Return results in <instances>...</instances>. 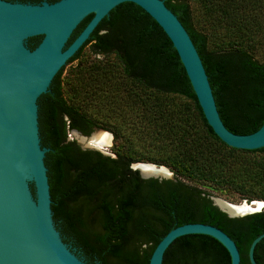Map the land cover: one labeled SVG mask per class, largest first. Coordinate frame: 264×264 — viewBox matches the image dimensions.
<instances>
[{"label": "trees", "instance_id": "trees-1", "mask_svg": "<svg viewBox=\"0 0 264 264\" xmlns=\"http://www.w3.org/2000/svg\"><path fill=\"white\" fill-rule=\"evenodd\" d=\"M163 2L200 56L224 126L241 135L257 131L264 122V61L251 46L260 45L258 35H264V0H197L212 31H223L213 46L195 28L188 0ZM40 40L30 38L29 48ZM86 47L91 61L79 60ZM74 61L67 93L63 66L37 100L52 218L64 243L87 264H148L171 229L204 223L224 231L238 248L240 264H250L248 249L264 233V211L229 218L206 189L228 188L248 201L264 200V147L236 149L215 135L161 27L137 5L122 3L66 64ZM94 130L112 133L114 145L122 141L113 156L68 138L73 131L88 136ZM137 162L164 165L174 178L143 179L130 168ZM253 255L264 264V238ZM162 264H230V256L214 238L193 234L176 239Z\"/></svg>", "mask_w": 264, "mask_h": 264}, {"label": "water", "instance_id": "water-1", "mask_svg": "<svg viewBox=\"0 0 264 264\" xmlns=\"http://www.w3.org/2000/svg\"><path fill=\"white\" fill-rule=\"evenodd\" d=\"M129 2L140 7L164 31L184 67L202 113L215 135L226 145L242 150L264 147V122L251 134H236L223 124L200 56L187 31L163 0H58L40 4L0 0V264H87L64 243L56 229L44 157L47 149L40 145L38 98L48 88L67 61L88 40L99 22L116 6ZM89 15L90 20L68 44L77 26ZM40 36L33 49L28 40ZM111 133L103 130H94ZM82 149L104 154L108 146H91L89 138L77 131ZM110 146V145H109ZM151 163H132L143 179H171L168 176L144 175L139 168ZM212 203L229 218H240L264 211L249 210L232 214L212 198ZM248 202V206L252 201ZM264 203V202H263ZM207 235L228 252L230 264H240L235 242L221 229L204 223H188L167 232L155 246L148 264H162L166 249L186 235ZM257 236L248 249L250 264Z\"/></svg>", "mask_w": 264, "mask_h": 264}, {"label": "rangeland", "instance_id": "rangeland-1", "mask_svg": "<svg viewBox=\"0 0 264 264\" xmlns=\"http://www.w3.org/2000/svg\"><path fill=\"white\" fill-rule=\"evenodd\" d=\"M188 2L190 3V6H191V9H192V17H193V20H194V26L196 29L198 30H202L203 32L207 33L209 35V40H211V45L213 46V41L216 39V38H219L221 35H223V31H220V30H217V33H214L210 27V24H208L207 22H205L204 20V17H205V14H204V11L201 10L200 8V5L199 3L197 2V0H188ZM213 40V41H212ZM257 40H259L261 42L260 45L258 46H251V51L254 55V57L262 62L264 61V35L262 34H259L258 35V38ZM93 55L90 54L89 52V49L88 47H86L83 51H82V54H81V57L79 60L81 61H91L93 59ZM78 61H74L73 63H69V64H65L64 67H63V71H62V75H61V79L63 81V86L65 88V92L67 93V79L71 77V69L73 66L76 65ZM93 134H96L98 133L97 131H93L92 132ZM110 133V132H109ZM112 136H110V143L106 149V155H111L113 156L114 153L112 151V148L115 147V146H118V145H121L122 144V141L118 140L117 139V142H116V145H114V137H113V134L111 133ZM68 138L69 139H74L76 140L77 142H80L79 141V138L76 137L73 133L71 134V137H69L68 135ZM134 149H139V146L137 144H134ZM254 156H257V155H254ZM139 163H149V162H139ZM151 164H154L157 166V168L159 166L161 167H165L171 174H172V177L171 179L174 178V173L173 171L164 166V165H161V164H155V163H151ZM210 194H211V197L212 198H216V199H221V200H224V201H227L231 204H240L242 203L243 201H248L249 199H247L245 196L243 195H240L238 194L236 191L234 190H231V189H228V188H224L222 190H215V189H206ZM254 201H259V202H264V200H257V199H254Z\"/></svg>", "mask_w": 264, "mask_h": 264}, {"label": "bare ground", "instance_id": "bare-ground-1", "mask_svg": "<svg viewBox=\"0 0 264 264\" xmlns=\"http://www.w3.org/2000/svg\"><path fill=\"white\" fill-rule=\"evenodd\" d=\"M89 143L91 146L101 148L103 146H109L110 135L106 132L99 131L96 134H92L89 138ZM144 175H162L168 176V171L164 168L154 167L151 165H142L139 167ZM222 204L225 206L226 210L232 214H242L248 212L249 210H260L264 206L263 202L252 201L251 205L248 206V202H242L240 204H234V206H229L227 204Z\"/></svg>", "mask_w": 264, "mask_h": 264}, {"label": "flooded vegetation", "instance_id": "flooded-vegetation-1", "mask_svg": "<svg viewBox=\"0 0 264 264\" xmlns=\"http://www.w3.org/2000/svg\"><path fill=\"white\" fill-rule=\"evenodd\" d=\"M69 245V247H70V249L78 256V257H80V258H82L81 256H80V254L77 252V250L75 249V248H73L70 244H68Z\"/></svg>", "mask_w": 264, "mask_h": 264}, {"label": "built area", "instance_id": "built-area-1", "mask_svg": "<svg viewBox=\"0 0 264 264\" xmlns=\"http://www.w3.org/2000/svg\"><path fill=\"white\" fill-rule=\"evenodd\" d=\"M69 135V137H71V134H68Z\"/></svg>", "mask_w": 264, "mask_h": 264}]
</instances>
